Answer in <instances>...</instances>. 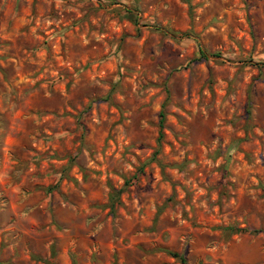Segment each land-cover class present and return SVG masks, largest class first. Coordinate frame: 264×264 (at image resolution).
Returning <instances> with one entry per match:
<instances>
[{
    "label": "rangeland",
    "instance_id": "1",
    "mask_svg": "<svg viewBox=\"0 0 264 264\" xmlns=\"http://www.w3.org/2000/svg\"><path fill=\"white\" fill-rule=\"evenodd\" d=\"M0 264H264V0H0Z\"/></svg>",
    "mask_w": 264,
    "mask_h": 264
},
{
    "label": "trees",
    "instance_id": "2",
    "mask_svg": "<svg viewBox=\"0 0 264 264\" xmlns=\"http://www.w3.org/2000/svg\"><path fill=\"white\" fill-rule=\"evenodd\" d=\"M199 51H200V53H201L202 56L206 55L205 52H204V50H202V48H199Z\"/></svg>",
    "mask_w": 264,
    "mask_h": 264
}]
</instances>
